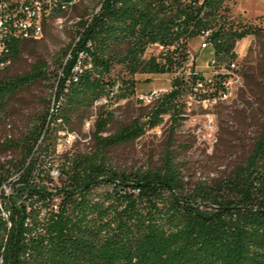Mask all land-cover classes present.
Segmentation results:
<instances>
[{"label":"trees","instance_id":"obj_1","mask_svg":"<svg viewBox=\"0 0 264 264\" xmlns=\"http://www.w3.org/2000/svg\"><path fill=\"white\" fill-rule=\"evenodd\" d=\"M219 1L206 4L213 10ZM116 2L119 6L113 7L104 0L86 27L84 21L79 24L82 31L58 65L53 107L37 117L19 141L5 145L15 147L20 158L10 193L1 187L11 173H0L2 212L7 215L6 220L0 212L2 264H264V102L250 154L214 185L187 189L167 149L159 166L134 172L116 170L104 154L136 140L163 115L173 124L183 119L181 96L196 76L187 80L182 73L172 77L171 89L142 116L145 122L136 120L101 136L113 116L100 105L93 124L94 151L43 160L54 153L53 145L43 140L50 123L58 119L68 123L70 115L79 116L100 99L112 98L114 65L130 77L174 73L175 50L163 62L143 60L144 45L191 37L208 22V15L199 17L201 7L179 0ZM179 18L185 30L172 33L173 20ZM188 25L191 31L186 35ZM249 28L259 31L250 26L239 32L214 31L210 39L216 55H228L233 42L250 33ZM25 43H13L12 63ZM42 67L0 80V113L17 90L45 78ZM120 83L125 90L133 84ZM123 93L117 87V98H124ZM53 166L54 178L49 175Z\"/></svg>","mask_w":264,"mask_h":264},{"label":"rangeland","instance_id":"obj_2","mask_svg":"<svg viewBox=\"0 0 264 264\" xmlns=\"http://www.w3.org/2000/svg\"><path fill=\"white\" fill-rule=\"evenodd\" d=\"M96 1L85 0L63 16L59 24L56 20L49 21L43 28V36L39 40L26 41L14 62L0 72L1 80L24 75L34 66L42 67L45 64L41 70L45 78L17 90L0 113V173L3 174L5 170L11 173L7 183L1 187L7 193L11 192V186L17 180L14 165L20 156L15 147L7 149L5 145L19 141L32 128L36 118L53 107L55 85L60 76L58 65L67 58L68 46L77 40V34L81 31L79 24L92 14ZM232 11L240 13L246 20H258L259 16L264 15V0H236ZM256 34L262 35L257 37ZM198 43L196 39L190 45L195 48ZM236 52L241 85L230 99L211 107L194 104L183 107V119L174 124L167 115H163L157 126L145 128L142 136L136 140L106 149L104 154L109 165L124 172L154 168L159 166L167 149L171 151L173 162L187 189L196 184L214 185L243 165L258 136L263 109L264 31H247L238 40ZM194 55V70L206 74L209 71L205 66L210 58L208 50L197 51ZM77 68L78 65L73 71L76 72ZM110 75L121 94L125 90L121 88V80L132 81V86L123 93L125 97L117 98L114 93L110 100L100 99L81 115H70L68 123L62 119L50 123L48 131L43 133V140L46 138V143L53 145L54 153L48 158L42 157L46 163L64 156L94 151L93 124L100 105H104V112L109 111L113 116L101 136L136 120L140 124L145 122L142 116L148 113L157 98L171 89L173 77L172 72L135 74L130 77L118 65L113 66ZM149 94L152 95L148 103L139 99ZM49 175L52 178L56 176L55 166L51 167ZM2 207L0 199L1 214Z\"/></svg>","mask_w":264,"mask_h":264},{"label":"built area","instance_id":"obj_3","mask_svg":"<svg viewBox=\"0 0 264 264\" xmlns=\"http://www.w3.org/2000/svg\"><path fill=\"white\" fill-rule=\"evenodd\" d=\"M103 1H96L92 14L84 21L85 27L99 12ZM84 2L85 0H0V72L12 63L13 43L39 40L43 36L44 26L49 21L56 20L59 24L63 16ZM179 2L193 7H201L199 17L208 15L206 27L194 32L191 37H180L172 43L148 42L144 45L142 59L155 58L156 60L162 59L161 62H163V57L175 50L177 53L173 54L171 62L173 67H177L180 72L175 70L173 76L182 73L187 80L191 75L196 76V79L188 85L186 92L181 96L184 108L192 104L205 108L224 103L234 95L236 89L241 85L236 52L238 40L233 42L228 55H216L213 42L210 39L211 35L216 30L224 33L229 28L231 31L239 32L240 28L245 26L257 27L264 31V15L259 16L258 20H246L240 13L236 14L232 11L236 0H221L213 10L206 4L207 0H179ZM109 4L113 7L119 6L116 0H109ZM182 19L173 20L174 24L170 28L172 33H180L185 30L181 26ZM187 28L186 35L191 31V26L188 25ZM196 39L199 40V43L193 48L190 42ZM89 46L90 43L87 42L86 47ZM203 50H208L210 55L205 63L209 69L206 74L195 71L192 64L194 54ZM87 67H89L88 63ZM116 90L117 86H113L110 95L114 94ZM151 95L140 96L139 99L148 103ZM1 215L7 220L5 213L2 212ZM0 264H2L1 256Z\"/></svg>","mask_w":264,"mask_h":264}]
</instances>
